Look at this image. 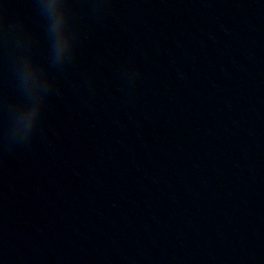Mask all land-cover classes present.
<instances>
[{
	"label": "water",
	"instance_id": "95a60500",
	"mask_svg": "<svg viewBox=\"0 0 264 264\" xmlns=\"http://www.w3.org/2000/svg\"><path fill=\"white\" fill-rule=\"evenodd\" d=\"M0 264H226L201 0H0Z\"/></svg>",
	"mask_w": 264,
	"mask_h": 264
}]
</instances>
